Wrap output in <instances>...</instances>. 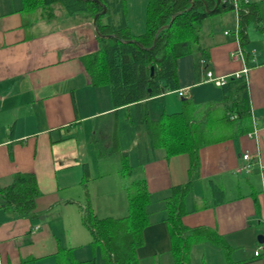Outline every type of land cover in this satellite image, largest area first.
<instances>
[{"label": "crops", "instance_id": "0c3cea01", "mask_svg": "<svg viewBox=\"0 0 264 264\" xmlns=\"http://www.w3.org/2000/svg\"><path fill=\"white\" fill-rule=\"evenodd\" d=\"M147 1L125 0L122 11L117 9L104 20L117 23L125 17L130 31L141 33ZM249 1L256 2L264 27V0ZM21 7L22 0H0V187L17 171L32 172L40 194L28 216L2 205L0 196V264H57L60 246L70 247L81 264H91L100 247L91 245L90 231L82 222L85 206L88 203L100 217L125 215L128 206L120 158L112 169L93 172L89 157L102 156L100 148L117 152L114 130L115 145L126 151L120 148L118 117L128 110L133 122L134 107L114 108L108 86L91 84L81 58L96 51L99 42L86 13H68L56 4L51 17L27 19ZM235 21L233 10L203 20L200 40L207 49L206 61L198 53L176 59L177 88L145 99L150 118L157 100L160 114L168 107L171 112L179 110L184 98L200 103L222 98L220 85L206 80V71L218 76L241 68L242 62L229 55L236 47L231 32ZM245 32L247 42L241 45L249 66V131L202 146L198 170L190 173L187 153L164 157L162 148L138 164L134 129L133 177L145 180L150 198L143 242L136 248L139 264H173L165 197L173 185L186 182L190 188L181 222L208 227L228 246L226 251L201 238L190 247V264L192 254L196 264H264V249L254 254L261 243L257 236L264 237V168L252 158L248 172L238 169L245 151L252 155L259 151L264 162V28L249 23Z\"/></svg>", "mask_w": 264, "mask_h": 264}, {"label": "trees", "instance_id": "16d2710c", "mask_svg": "<svg viewBox=\"0 0 264 264\" xmlns=\"http://www.w3.org/2000/svg\"><path fill=\"white\" fill-rule=\"evenodd\" d=\"M101 3L106 11L96 18L101 34L97 35L99 47L81 60L92 85L108 86L114 108L133 105L138 164L152 158L155 149L162 148L164 157L187 153L190 173H196L198 151L202 146L252 128L248 85L241 76H229L220 85V100L200 103L184 98L179 110L163 111L154 119L150 118L145 104L146 98L177 88L176 59L179 56L198 53L206 61L207 49L200 40L202 22L210 14L232 10L229 0H148L144 31L138 34L130 31L125 17L117 23L104 20L113 11H122L125 0H99V3L92 0H22L20 10L27 19L49 18L54 13V5L59 4L68 13H86L92 19L102 9ZM238 14L240 42L245 45V29L249 23L256 24L259 29L264 27L259 23L255 1L241 4ZM133 39L140 45L131 41ZM113 141V150L120 154L119 172L128 212L122 216L100 217L87 203L82 222L90 231L91 245H99L104 264H139L136 248L143 242V230L148 223L149 191L144 179L133 177L134 167L128 163L127 152L119 151L115 145L116 130ZM96 149L99 150V146ZM189 188V182L173 185L165 197L173 264H189L190 247L201 238L211 239L226 251L228 248L223 238L208 227H188L181 222L185 212L184 197ZM39 194L32 172L17 171L9 184L0 187L2 205L12 206L20 216L32 214ZM55 257L57 264H81L70 247L60 246Z\"/></svg>", "mask_w": 264, "mask_h": 264}, {"label": "rangeland", "instance_id": "374dc122", "mask_svg": "<svg viewBox=\"0 0 264 264\" xmlns=\"http://www.w3.org/2000/svg\"><path fill=\"white\" fill-rule=\"evenodd\" d=\"M177 94H174L172 97L177 99ZM161 104V100H157L156 102H154V104H152L151 106V117L152 118H157L159 113L156 110L157 109L156 105L157 103ZM172 109H169V107L165 110L167 112H171ZM131 112V117H134V109L132 108ZM154 116V117H153ZM132 120V119H131ZM118 128H119V132H120V148L121 150H126L127 152V160L128 163L132 166L133 164L135 165L137 162V158H136V152L134 149V146L132 145V135L134 134V124L133 122L129 121L128 118V110H122L119 117H118ZM102 141V138H101ZM102 151V153H100V155L102 154V156H98L95 153L93 154V156L89 157V162L90 165L92 167L93 172H97V171H101V170H110L112 169L114 166L118 165L119 162V158H120V154L118 152H107L105 149L100 148V152ZM99 153V152H98ZM99 157V158H98ZM97 159V162L94 161V159ZM103 158V159H101ZM99 159V161H98ZM193 193L190 192L188 194V196L186 197V199L189 201L190 198L192 197ZM100 255L97 257V255L94 257L96 260L94 263L91 264H102V259L100 258V256L102 255V252L100 251ZM198 255V253H197ZM192 264H196L197 263V258L194 254H192ZM189 264H190V258H189Z\"/></svg>", "mask_w": 264, "mask_h": 264}, {"label": "built area", "instance_id": "2783aa9c", "mask_svg": "<svg viewBox=\"0 0 264 264\" xmlns=\"http://www.w3.org/2000/svg\"><path fill=\"white\" fill-rule=\"evenodd\" d=\"M232 5H233V11L235 12V17H236V23L235 27L232 29V35L234 37V41L236 42V47L235 49L231 50L229 52L230 57L233 60H238L242 62V66L239 70L234 71L230 74L226 75H218V76H213L210 70L206 71V80L212 81L216 85H221L223 84L226 79L229 76H241L244 78V80L248 83V70L249 66L245 63V54H244V49L241 45L240 42V35H239V7L241 4L249 2V0H229ZM228 30L225 31L227 33ZM204 62V60H203ZM181 93V92H179ZM241 158L244 160V163L238 167L239 170H242L244 172H248L250 170V164L251 159L254 158L256 163H258L259 168H264V162L261 160V155L259 151H256L255 154H250L248 151H245L241 154ZM264 184V183H263ZM264 249V243H259L257 248L254 250L255 255H260L261 251Z\"/></svg>", "mask_w": 264, "mask_h": 264}, {"label": "water", "instance_id": "95a60500", "mask_svg": "<svg viewBox=\"0 0 264 264\" xmlns=\"http://www.w3.org/2000/svg\"><path fill=\"white\" fill-rule=\"evenodd\" d=\"M92 1H95V2H97V3H99V0H92ZM101 5H102V9L100 10V11H97L94 15H93V17H92V24L94 25V28H95V31H96V33L97 34H99V35H101L100 34V32L98 31V27H97V25H96V18L100 15V14H102V13H104L105 11H106V6L103 4V3H101ZM206 6V5H205ZM170 22H171V20H170ZM168 24H166V25H164V26H167ZM163 27V26H162ZM161 28V27H160ZM154 40H155V37H154ZM131 41H134V42H136V43H138L136 40H131ZM139 44V43H138ZM140 45V44H139ZM152 70H153V67H151V71H150V75L152 74ZM264 237L262 236V235H258L257 236V239H258V241L259 242H262L264 239H263Z\"/></svg>", "mask_w": 264, "mask_h": 264}]
</instances>
